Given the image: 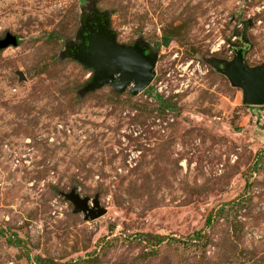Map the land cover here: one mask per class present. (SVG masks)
<instances>
[{
  "label": "rangeland",
  "instance_id": "obj_1",
  "mask_svg": "<svg viewBox=\"0 0 264 264\" xmlns=\"http://www.w3.org/2000/svg\"><path fill=\"white\" fill-rule=\"evenodd\" d=\"M93 9L157 53L143 91L83 90L93 70L64 53ZM8 33L0 264H264V105L214 66L243 38L264 67V0H0ZM73 192L105 213L84 219Z\"/></svg>",
  "mask_w": 264,
  "mask_h": 264
},
{
  "label": "water",
  "instance_id": "obj_2",
  "mask_svg": "<svg viewBox=\"0 0 264 264\" xmlns=\"http://www.w3.org/2000/svg\"><path fill=\"white\" fill-rule=\"evenodd\" d=\"M79 31V38L87 41L80 45H72L64 53L74 61L92 69L94 74L84 91H93L107 82H111L118 92L130 88L135 95L147 88L155 76L154 67L157 53L149 51L142 41L133 45H124L116 41V33L110 28L107 13L93 9L90 21H87ZM91 22V23H90ZM91 31L87 36L82 35L85 28ZM248 46V41L240 39ZM9 45H17V39L7 34L0 40V49ZM245 46L234 48L231 60H217L215 68L224 74L230 83L243 91V103L249 106L264 105V67L250 66L245 61ZM67 198L74 204L75 211L82 212L84 219H96L105 213L96 199L81 197L69 193Z\"/></svg>",
  "mask_w": 264,
  "mask_h": 264
},
{
  "label": "trees",
  "instance_id": "obj_3",
  "mask_svg": "<svg viewBox=\"0 0 264 264\" xmlns=\"http://www.w3.org/2000/svg\"><path fill=\"white\" fill-rule=\"evenodd\" d=\"M168 41H169L168 37H163V40H162L161 44H162V45H166V44L168 43ZM210 221H211V218L208 217L207 220H206V224H209ZM200 235H201V232H200V231H196V232L193 234L191 240H192V239H198V238H200V237H199Z\"/></svg>",
  "mask_w": 264,
  "mask_h": 264
},
{
  "label": "flooded vegetation",
  "instance_id": "obj_4",
  "mask_svg": "<svg viewBox=\"0 0 264 264\" xmlns=\"http://www.w3.org/2000/svg\"><path fill=\"white\" fill-rule=\"evenodd\" d=\"M91 23V22H90ZM238 46H245V48L247 47L245 44H242V43H240V45H238Z\"/></svg>",
  "mask_w": 264,
  "mask_h": 264
}]
</instances>
